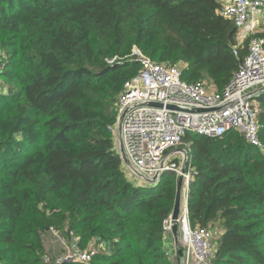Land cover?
<instances>
[{"label":"trees","instance_id":"trees-1","mask_svg":"<svg viewBox=\"0 0 264 264\" xmlns=\"http://www.w3.org/2000/svg\"><path fill=\"white\" fill-rule=\"evenodd\" d=\"M219 0H0V264H56L54 227L93 245L90 264H174L165 247L177 174L129 178L110 126L124 82L150 59L220 91L247 53ZM115 57L113 63L108 60ZM264 144V96L258 98ZM191 226L215 264H264V153L230 130L187 132ZM214 236V235H213ZM51 257V256H50ZM59 264H86L77 260Z\"/></svg>","mask_w":264,"mask_h":264},{"label":"built area","instance_id":"built-area-1","mask_svg":"<svg viewBox=\"0 0 264 264\" xmlns=\"http://www.w3.org/2000/svg\"><path fill=\"white\" fill-rule=\"evenodd\" d=\"M218 13L237 30L234 53L248 39L247 53L230 81L220 91H212L203 82L185 81L182 68L153 61L135 47L130 57L139 69L124 82L116 102V118L110 126L122 146L125 168L134 178L153 185L164 172L182 174L184 201L176 223L184 264H215L214 236L206 227L190 225L187 196L193 172L188 167L189 149L186 144L182 150L175 147L182 144L187 132L217 137L236 130L264 153L258 133V98L264 96V36L260 32L264 0H224ZM114 60H108L109 64ZM173 224L170 214L163 229L171 232ZM50 231L65 248L62 254L45 256V262L54 258L56 264L69 260L90 264L97 252L93 245L80 248L79 236L73 230L65 235L54 227Z\"/></svg>","mask_w":264,"mask_h":264},{"label":"crops","instance_id":"crops-1","mask_svg":"<svg viewBox=\"0 0 264 264\" xmlns=\"http://www.w3.org/2000/svg\"><path fill=\"white\" fill-rule=\"evenodd\" d=\"M222 1H224V0H219L220 3ZM260 32L262 33L261 35L264 36V19L262 21V26L260 28ZM247 42H248V39H247ZM204 83L207 85V82L205 80H204ZM183 201H184V196H183V194H181L180 203L183 204ZM215 231L216 232H213V235H214L213 246H216V238L218 237V234L221 233V229L219 228V229H217ZM63 234L65 235V233H63ZM57 242H58L59 246L62 247V249L65 248V246L62 243H60L59 239H57ZM43 244H44L45 251L48 252V243L45 241V239H43ZM164 244H165V247L172 253L171 257L173 258V263L174 264H184L183 258L180 259L178 257V255H177V253H176L178 247H177V244H176V238H175V236H174V234L172 232H167ZM213 251H214V248H213ZM188 264H195V263H194V261H190Z\"/></svg>","mask_w":264,"mask_h":264},{"label":"rangeland","instance_id":"rangeland-1","mask_svg":"<svg viewBox=\"0 0 264 264\" xmlns=\"http://www.w3.org/2000/svg\"><path fill=\"white\" fill-rule=\"evenodd\" d=\"M135 48V46H133L132 48H131V51H132V49H134ZM131 51H130V53H131ZM129 56H130V54H129ZM206 82H207V80H205ZM1 82V81H0ZM2 86H5L4 84L2 85ZM2 86L0 85V89L2 88ZM209 89V88H208ZM114 136H113V138H114V142H115V146L118 148V150H119V153H120V156L123 154V151H122V149H121V147L122 146H120L119 145V143L117 142V135H115V134H113ZM184 146L185 145H183V144H180V145H178V146H176L175 147V149L176 150H182V149H184ZM122 153V154H121ZM184 155H187V154H184ZM123 157H124V154H123ZM121 158H122V156H121ZM122 161L124 162V164L126 163V158H122ZM125 170H126V168H125ZM126 173L128 174L127 176L129 177V178H131L132 177V179L135 181V183L136 184H139V185H141L142 187H147V186H152V184H148V183H145V182H142V181H140V180H138L137 178H134L132 175H130V173L126 170ZM131 176V177H130ZM61 231V230H60ZM214 232H216L215 230H214ZM44 239H45V241L48 243V254L51 256V257H54V256H57V255H59V254H62L63 253V251H64V249H62V247H60L59 246V244H58V242H57V239H56V237L53 235V233L52 232H48L45 236H44Z\"/></svg>","mask_w":264,"mask_h":264},{"label":"water","instance_id":"water-1","mask_svg":"<svg viewBox=\"0 0 264 264\" xmlns=\"http://www.w3.org/2000/svg\"><path fill=\"white\" fill-rule=\"evenodd\" d=\"M167 107L172 108L173 106L168 105ZM121 156L124 159L123 154ZM181 172H184V170L181 169ZM182 179H183L182 174H179L177 176V180H176V193H175L173 209L171 212V219L174 222L171 232L174 234V236L176 238V244L178 247L176 253L180 259L182 258V255H183V248H182V246L180 244V240H179V230H178V225L176 223V219L178 218V214L180 212V204H181L180 201H181V193H182Z\"/></svg>","mask_w":264,"mask_h":264}]
</instances>
